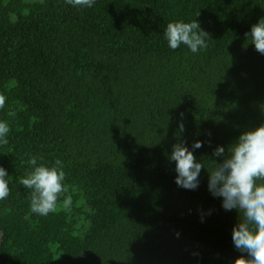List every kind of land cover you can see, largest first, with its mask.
Masks as SVG:
<instances>
[{"label":"trees","instance_id":"1","mask_svg":"<svg viewBox=\"0 0 264 264\" xmlns=\"http://www.w3.org/2000/svg\"><path fill=\"white\" fill-rule=\"evenodd\" d=\"M261 18L264 0H0V264L247 258L231 235L241 214L212 196L207 169L217 146L264 122V55L247 36ZM195 19L208 47L170 49L167 23ZM197 139L206 169L188 190L169 155ZM33 155L64 162L66 190L47 216L30 212L20 184Z\"/></svg>","mask_w":264,"mask_h":264},{"label":"clouds","instance_id":"2","mask_svg":"<svg viewBox=\"0 0 264 264\" xmlns=\"http://www.w3.org/2000/svg\"><path fill=\"white\" fill-rule=\"evenodd\" d=\"M78 9L91 8L95 0H66ZM164 39L170 49L181 45L192 53L208 47V33L203 31L195 19L191 22L176 20L167 23ZM255 49L264 55V18L251 25L247 34ZM5 105V97L0 96V109ZM14 115V113H9ZM178 127L183 131V123ZM10 127L6 120H0V143H7ZM203 146L199 139L193 141L191 149L184 144H174L169 159L175 162V183L179 187L195 190L199 185V175L205 168L201 160L193 155V150ZM219 162L212 160L207 169V187L213 197L221 198V207L237 210L241 214L239 223L231 231L232 241L237 249L247 253V258L238 256L233 264H264V122L246 129L227 149L217 146L213 152ZM33 155L28 158L30 171L20 179L24 188L30 189V212L47 216L57 210V202L65 193L64 162L57 158L52 164H45ZM206 169V168H205ZM10 176L0 166V201L9 196ZM72 200L66 196L63 207L69 209Z\"/></svg>","mask_w":264,"mask_h":264}]
</instances>
